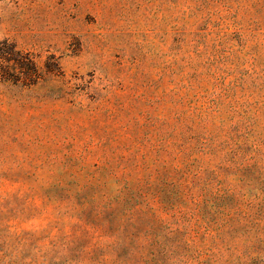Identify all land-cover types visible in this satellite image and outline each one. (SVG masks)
I'll return each mask as SVG.
<instances>
[{"label": "rangeland", "instance_id": "1", "mask_svg": "<svg viewBox=\"0 0 264 264\" xmlns=\"http://www.w3.org/2000/svg\"><path fill=\"white\" fill-rule=\"evenodd\" d=\"M0 264H264V0H0Z\"/></svg>", "mask_w": 264, "mask_h": 264}]
</instances>
